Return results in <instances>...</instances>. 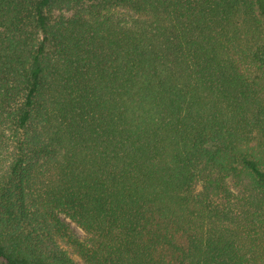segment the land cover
Returning a JSON list of instances; mask_svg holds the SVG:
<instances>
[{
  "label": "trees",
  "instance_id": "trees-1",
  "mask_svg": "<svg viewBox=\"0 0 264 264\" xmlns=\"http://www.w3.org/2000/svg\"><path fill=\"white\" fill-rule=\"evenodd\" d=\"M60 240L264 264V0H0V264Z\"/></svg>",
  "mask_w": 264,
  "mask_h": 264
},
{
  "label": "rangeland",
  "instance_id": "rangeland-1",
  "mask_svg": "<svg viewBox=\"0 0 264 264\" xmlns=\"http://www.w3.org/2000/svg\"><path fill=\"white\" fill-rule=\"evenodd\" d=\"M71 229L74 231V233L77 235L78 238L83 239L85 237L84 232H82L79 228H77L74 224H70ZM59 246L67 253V255L73 260L75 264H84L82 260L76 255L73 248L69 245H67L63 241L58 242Z\"/></svg>",
  "mask_w": 264,
  "mask_h": 264
}]
</instances>
